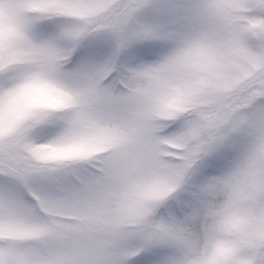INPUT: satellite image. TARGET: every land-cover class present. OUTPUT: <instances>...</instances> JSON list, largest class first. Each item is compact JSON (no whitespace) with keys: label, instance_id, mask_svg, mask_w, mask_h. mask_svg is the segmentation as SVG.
<instances>
[{"label":"snow or ice","instance_id":"obj_1","mask_svg":"<svg viewBox=\"0 0 264 264\" xmlns=\"http://www.w3.org/2000/svg\"><path fill=\"white\" fill-rule=\"evenodd\" d=\"M0 264H264V0H0Z\"/></svg>","mask_w":264,"mask_h":264}]
</instances>
